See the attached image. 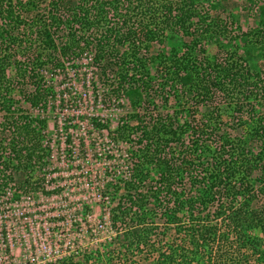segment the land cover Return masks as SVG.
<instances>
[{
  "label": "trees",
  "instance_id": "obj_1",
  "mask_svg": "<svg viewBox=\"0 0 264 264\" xmlns=\"http://www.w3.org/2000/svg\"><path fill=\"white\" fill-rule=\"evenodd\" d=\"M250 2L0 0V196L20 172L40 187L46 114L76 98L81 59L104 104H129L113 130L92 118L129 163L102 185L104 235L54 264H264V0Z\"/></svg>",
  "mask_w": 264,
  "mask_h": 264
},
{
  "label": "rangeland",
  "instance_id": "obj_2",
  "mask_svg": "<svg viewBox=\"0 0 264 264\" xmlns=\"http://www.w3.org/2000/svg\"><path fill=\"white\" fill-rule=\"evenodd\" d=\"M252 5L250 0H222L221 9L244 14L252 9L254 13ZM216 50V45L207 47L210 54ZM88 61V56L81 59L78 73L82 75L73 76L76 98L68 101L64 96L65 104L46 114L48 141L44 144L50 150L40 172V187L27 188L20 172L1 193L0 264L62 262L92 243L96 234L104 235L100 226L102 185L112 170L127 174L129 163L123 160L125 144L114 143L107 129H96L92 118L100 117L113 130L129 104L123 99L104 104L106 88L91 72ZM69 71L72 76L74 68ZM58 80L57 88L61 85Z\"/></svg>",
  "mask_w": 264,
  "mask_h": 264
}]
</instances>
